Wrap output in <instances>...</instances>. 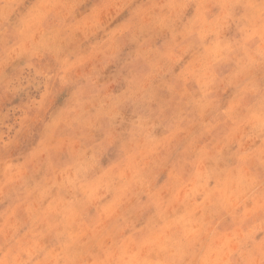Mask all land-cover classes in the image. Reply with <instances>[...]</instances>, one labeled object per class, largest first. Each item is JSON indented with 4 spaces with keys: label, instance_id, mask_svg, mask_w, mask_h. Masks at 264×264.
Returning <instances> with one entry per match:
<instances>
[{
    "label": "rangeland",
    "instance_id": "obj_1",
    "mask_svg": "<svg viewBox=\"0 0 264 264\" xmlns=\"http://www.w3.org/2000/svg\"><path fill=\"white\" fill-rule=\"evenodd\" d=\"M0 264H264V0H0Z\"/></svg>",
    "mask_w": 264,
    "mask_h": 264
},
{
    "label": "bare ground",
    "instance_id": "obj_2",
    "mask_svg": "<svg viewBox=\"0 0 264 264\" xmlns=\"http://www.w3.org/2000/svg\"><path fill=\"white\" fill-rule=\"evenodd\" d=\"M241 149V148H240ZM102 180V179H101ZM100 182V180H99ZM102 182V181H101ZM124 183V182H123ZM107 188V187H106ZM105 191V190H104ZM213 196V195H212ZM215 197V196H214ZM207 199V198H206ZM118 200V199H117ZM199 203V202H198ZM206 205V204H205ZM50 207V206H49ZM109 207V206H108ZM155 221V220H154ZM53 228V227H52ZM54 234V233H53ZM75 244V243H74Z\"/></svg>",
    "mask_w": 264,
    "mask_h": 264
}]
</instances>
